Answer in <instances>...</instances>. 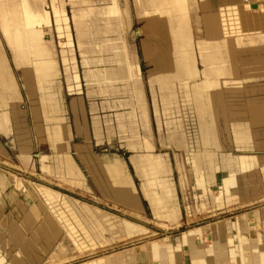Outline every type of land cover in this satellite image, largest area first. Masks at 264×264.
<instances>
[{
	"label": "bare ground",
	"instance_id": "obj_1",
	"mask_svg": "<svg viewBox=\"0 0 264 264\" xmlns=\"http://www.w3.org/2000/svg\"><path fill=\"white\" fill-rule=\"evenodd\" d=\"M48 1L47 0H0V29H2L1 31L3 32V36L0 34V37H2L5 42V44L4 43L2 44V41L0 39V85H3L5 83V79H6L5 77L8 75V73H11L10 75L11 81H12L11 91L13 92L14 95L10 99L12 101L9 103V105H12L13 101L19 100L20 98L19 88L21 89L22 87L24 90H26L27 95L29 96L30 104L32 105L31 112H32L34 121L35 120L37 121L38 119H42L44 121V124L46 125L45 133H46L48 142L50 144V147L56 152V157H57L56 163L55 161H53L55 163V166L54 165L51 166L45 163L46 162L45 158H41L42 156L40 157V155L42 154H38L41 159L40 163L42 167L44 168V170L47 172L54 171L62 177H66L69 179L72 178L74 181L79 183L81 182L80 180L81 176L75 172L74 165L72 164V161L70 160V157L68 155L69 154L68 148L70 147V146L68 147V142L71 138V135L69 133V128L67 126V123H64V121L66 120L64 119V116H62V112L64 108L62 109L61 107V101H62L60 97V94H61L60 81L61 80L60 81L58 80V77L60 74L58 71V65L55 61L56 52L52 46H50L47 43L41 42L43 40V37H42L43 32L42 33L39 32L42 26L44 30L49 29L50 27L45 28L46 26L44 25L49 24V22L53 21L54 18L55 20H58V22H62V23L66 22L67 19L65 18L63 14L64 8H63L62 0H48ZM135 1H136V5L138 9L140 10V13H141L140 15L144 17L147 20V22H149L147 26L146 25L142 26L139 29V32L144 33L147 36H151L152 42L154 43L152 44L153 48H155V46L161 45V48L164 49L166 53L165 56L167 60H162V61L156 60L154 62L155 67H152L150 69V73L148 76L149 78H147L149 79V84L151 86V91L154 96L153 97L154 101L157 102V100L159 99L163 106H167L171 104V102H179V101L187 102V97L185 96L186 91H192L194 95L192 101L194 102L195 106H197L196 118L199 121V127H200L201 141L199 144L201 145V151H199L198 153L193 151L190 155H188L189 156L188 159L190 160L192 166L194 167L193 170H195V174L197 176L198 189L202 192H205L206 194L208 192V186L210 185V183H216L218 187H216V189L214 190L212 189L209 190L210 193L215 192L216 194L214 195H219L218 197H214L215 206H219L222 203L228 204V203L236 202L237 201L236 199L238 197L237 198L232 197L230 194L229 199H226L224 192H223V187L224 185L228 184L229 179L227 180V179L222 178V175L219 171L220 163H219V159L217 158V153H216V151L218 152V150L223 149L222 144H220V142L218 141L219 139L218 135L219 133H222V132L220 129H218V125L216 123V120H217L216 113L217 112L214 109V111L216 112L214 113L213 106L211 105L209 106L208 104L209 102L208 98L210 96H207L208 95L207 93H209L211 89L215 87L216 88L219 87L220 85L219 83H221L220 82L221 80H222L223 85H225V87L229 90L236 87L237 82L235 78L233 77L234 75L235 76L238 75L241 70L240 68L241 66H239L240 62H239L237 50L240 49L241 47L244 48L245 45L238 46L237 40L235 38L225 36L224 30L222 28L223 20H229L230 18L235 20L236 19L235 16H238L239 17L238 23L241 26L246 27L248 30L250 28L251 29L253 28L262 29L261 24L263 23V21L259 17V13H260L259 6H263V5L259 3H255L254 1L250 0L251 2H249V7H250V10H252L254 13L250 11L251 15L248 17V16H245V14L248 12L245 11L246 13H244V8H240V6L242 2L248 3L249 0H242L240 5L235 7V9L233 8L232 10H230V14L228 15L223 14L225 13L224 11L229 12L228 8L224 7L225 5L229 3L227 0H224V2L223 0H135ZM43 2L46 4L41 5L40 3H43ZM77 2H79L77 4H86V5L88 3L87 0H78ZM107 9H108L107 11L108 13L114 14L117 11L116 1L115 3L112 2L111 4H109L107 6ZM76 10L74 8V12L77 14L80 13V16H77L76 18H73V19H74V22L78 26V24L81 25L85 12H84V8L78 9L77 11ZM113 14L111 16H113ZM193 21L194 23H196L195 25L196 28H199L201 24L205 31V37L196 42L197 49H198V54H197L198 59H197V55H195V48L193 44L194 43L193 32H192V26H194ZM60 30H62L64 34L67 36V40H70L68 36L69 28L68 27H65L62 29L60 28ZM262 36H263L261 38L262 43L260 42L261 43L260 46L264 48V35ZM84 37L85 36H83V38ZM140 40L142 41V39ZM62 42H66V41L62 40ZM108 46H111V45H108ZM118 46L116 47L118 48ZM156 48H159V47H156ZM109 50H112V49H109ZM151 52L148 49V53L151 54ZM9 54H10L11 60L14 63L15 69H19L18 70L20 72V79H18L19 83L16 79L14 70L12 69L10 64H8V59L6 56ZM66 54H64L65 64L69 68V73H70L72 72L71 67L73 63H72V59L68 58L69 55L67 57ZM260 54H264V52H261ZM116 55L118 54H115V56ZM148 56L149 55H147V58H149ZM249 57L247 56L246 59H249ZM70 61H71V67L68 66L70 65L68 64ZM112 72L113 71H111V74ZM131 77H135V76H131ZM228 79L231 80V82H229ZM157 91H159V93ZM256 100H259V99L252 100V102H255ZM13 104L15 106V103ZM18 105L20 106V104ZM260 106H264V101L262 104L258 106L257 105L246 106L242 110L240 109L241 113H238L237 112L238 110L233 109L232 114H231L233 130L235 126L234 123L236 121L234 119L235 116L240 115V116L245 117V119L243 120L245 121L244 123H246L247 125L245 124L243 126H240L239 129L234 130L235 132L234 135L235 136L242 135V134H246L250 132V134L252 135V139H251L252 145L255 146V148L257 149H260V151H253V152L247 151V152L255 154L256 156L258 154L259 156L264 154L261 152L262 150H264V148H262L264 146V143L257 141V138L258 136L261 135L260 132H262V130L260 131V130L253 129V126L255 124L257 125L259 124L258 121H260L261 124L264 123V119L263 120L258 119V117H260V111L261 110L264 111V107H260ZM211 118H214L213 120L214 122L212 121ZM4 122H5V118L0 116V127L1 128L6 127L4 126ZM231 129L232 127L229 128V131H228L229 136L231 133L230 132ZM127 131H128V128H127ZM120 142L122 143V141ZM261 143L263 145H261ZM127 144L128 143H126V147H127ZM236 144L238 146L240 145V143L238 142H236ZM48 146L49 145L47 144V147ZM100 147L102 148V146ZM38 148L40 149L41 147H38ZM221 155L223 154L221 153ZM239 156H240V153L239 155H237L236 159H240ZM257 158L258 157H252L253 162L255 163L258 162ZM24 159L26 160L27 157H24ZM131 160L135 167L136 173L138 174V177L140 178L141 192L144 198L147 200L149 206L151 207L152 213L154 217L157 219V223L165 227L179 226V222H180L179 221V211L177 207L178 205H176V201H175L174 185L169 176L170 175L169 172L171 171L169 169L168 161L165 159L164 155L160 153H152V152L146 153L145 152V154L134 157ZM263 161L264 159L262 160V162ZM120 165L121 164L119 160L117 159L106 162L104 165H102L104 168L102 170V172L104 171L103 172L104 175L102 177L103 180L96 177V181L100 186H102L101 192L104 196H107V198H110L113 202L123 203L126 207L130 209V210L128 209L129 211L138 214L137 211L139 212H142V211L135 210L136 208L139 209L141 206L139 205V201H138L137 194H136L137 192L132 182L130 181L129 177L127 176L128 174L126 175L121 172ZM8 184L13 185V188H12L13 191L7 194V197L11 200V198H13L12 195H15L16 190H18V188H23V185L26 183H24V181H19V179H17V177L14 174L0 172V186L3 187V190ZM28 184L31 189L33 188H36L37 190L41 189L39 185H33L32 183L31 184L28 183ZM261 196L263 195H260V197ZM52 200H55V199L50 196L47 199V201H52ZM239 201L242 203L246 202L244 200H239ZM241 206L243 207V205ZM36 208H37V211L42 210L39 204H37ZM81 208H82L81 210H84L85 213H87L86 214L88 218L87 220L90 223V226L88 224L85 226L77 216L76 217L78 219L75 221L80 222L82 224V225L79 224V229L82 234L81 235L82 240L86 239L87 241H90L92 246L97 245L93 241V238L102 237L105 233L104 231L111 232V234H113L115 237H118V236L131 237L129 236L130 234L127 233V229H128L127 226L131 224L129 223L127 224L126 221L125 223L113 222L106 214L96 213L82 206ZM197 208L198 210H206L207 204L201 203V205L197 206ZM37 211L36 213H34L35 215H37ZM262 213L264 215V208L262 209ZM28 214L29 213L26 214L28 220H26L25 223L20 222L21 226H17L15 223H13L14 229L6 228L5 225L1 227L4 232L6 231L8 232L10 240L13 241L14 245L18 246V248L12 255L10 262L8 261L7 263L5 262L4 256H2L0 253V264H5V263L6 264H52L53 263L51 261L43 262L42 259H43V253H46L45 244L49 245L51 243L52 236L58 230L56 221L52 218L50 214H43V217H40V219L35 222L34 220L35 218H33L32 215H28ZM139 216L140 215L138 214L137 217ZM244 221L245 220H242V221L239 220L237 225H235V227L233 226L234 228L228 225L227 231L224 229L223 222L222 221L219 222V225L217 226V229H216L217 232L216 230L215 232L218 233L219 235L222 249L226 250L228 247V243H227L228 239L225 240V238L228 237V232L230 230H234L237 233H241L243 231ZM247 225L249 226L250 231L251 229H254V227H251V223L247 222ZM76 228L72 226V231L68 228L69 230L68 232L73 237V239H74V235L75 236L78 235L76 234L77 233ZM26 230H30L29 235L28 234L26 235L25 233ZM254 230H257V228H255ZM88 231H89V234H88ZM213 232L210 234L209 237L208 236L206 237L208 241L209 239L212 240L214 236ZM243 234L245 233L243 232ZM234 239H237V238H234ZM239 240L240 241H239L238 246L240 249H242L243 248L242 246L246 244V240H247V243H249L248 239L245 240L243 238H240ZM74 241L75 243H78V240L74 239ZM191 242H192L191 237L188 234L185 235L184 238L182 239L177 238L176 243H172L169 240H167V238H163L162 241L159 243L154 244L153 241L148 242L146 247L144 248L145 250L144 254H141V255L136 254V256H134L133 252L126 253L125 251L122 253L114 254V256L111 258H107L109 257L107 256L102 259H98L94 263L95 264H178V260L181 259V251H182L183 244H186L187 250H188L187 251V254H188L187 263L188 264H204L203 256L200 255V253H193V254L191 253L193 252L192 248L194 247ZM79 244L83 245V241H81ZM99 244H103V243L99 242ZM95 251H98V250H95ZM252 251H255L257 253V255H254L253 257V261H254L253 263H256L257 262L256 259H257L262 264L264 262V235H262L259 231H258L257 248L252 249ZM37 254L38 256H36ZM47 255H46V258H47ZM53 256L55 257V255ZM226 256L227 255H224L225 260H227ZM226 262H228V260ZM80 264H90V262H83Z\"/></svg>",
	"mask_w": 264,
	"mask_h": 264
},
{
	"label": "rangeland",
	"instance_id": "obj_2",
	"mask_svg": "<svg viewBox=\"0 0 264 264\" xmlns=\"http://www.w3.org/2000/svg\"><path fill=\"white\" fill-rule=\"evenodd\" d=\"M77 1L78 0H65V1L62 0L63 8H64L63 14L65 18L67 19V21L62 23V22H58V20H55L54 18L53 21L49 22L50 25L49 24L44 25L46 26L45 28L50 27L49 29L44 30L42 26L39 31L41 33L43 32L42 33L43 40L41 42L47 43L54 48L56 52V56H55L56 63H57V56H59V54L61 55L62 62L60 63V68H61L62 73H61V76L59 77L60 79L58 80L59 81L61 80L60 85L63 87L61 88V94H60V97L62 100L61 107L62 109L64 108L62 112V116H64V119L66 120L64 121V123H67L68 127H69V124H68L69 119H68L67 102L69 100V97H71V95H69V93L67 92V88H68V91H76V90H79L80 88L79 76L77 74L75 59L73 56V48H72L73 40L71 36V4L73 5V4L79 3ZM87 1L89 3V0ZM227 1L229 3L225 5L224 7H227L229 12L224 11L225 13H223L227 15L230 14V10H232L233 8L235 9V7L239 6L240 3L242 2V0H227ZM252 1L263 5V6H259L260 13L258 12L259 17L263 21V23L261 24L262 29H258V28L251 29L250 28L248 30L246 27H243L238 23L239 22L238 16H235L236 17L235 20L231 18L229 20H223V27H222L224 30L225 36L235 38L237 40L238 46H241V45H245V47L247 46L246 48L241 47L240 49L237 50L239 62H240L239 66H241L240 67L241 70L239 74L242 73L246 75L256 74L258 72H261L262 68H264V60H263L264 57H261L262 55L261 56L258 55V52L260 53L264 52V48L260 46L262 43L261 42V38L263 37L262 35H264L263 34L264 33V3H263L264 0H252ZM112 2L115 3V0L114 1L112 0ZM249 2L251 1L249 0L248 3L242 2L240 6V8H244V13L248 12L245 14V16H248V17L251 15L250 11L254 13L252 10H250ZM40 4L45 5L46 3L43 2ZM77 16H80V13L77 14L73 12V18H76ZM193 24H195L194 21H193ZM65 27L69 28L68 36L70 40H67V36L64 34L62 30H60V28L62 29ZM1 30L2 29H0V34L3 36V32ZM0 39L2 41V44L3 43L5 44L4 39L2 37H0ZM62 40L66 42H62ZM64 54H66L67 57L69 55L68 58L72 59V63H73L71 67L72 72L70 73H69V68L65 64ZM247 56L248 57L250 56L249 59H246ZM253 56H256V57L252 58ZM6 57L8 59V64H10V66L13 67L16 79L19 83V80H18L20 79L19 77L20 72L18 71L19 69H15L14 64H12L10 54L7 55ZM154 65H155L154 62L148 63V69L155 67ZM58 71H59V68H58ZM10 75L11 73H8V77L5 79V83L3 85H0V116L5 118L4 126H6L5 128L0 127V172L14 174L17 177V179H19V181H24V183L26 184L23 185V188H18V190H16L15 195H12L13 198H11V200L7 197V194L13 191L12 190L13 185L12 184L6 185L4 190H3V187L0 186V192H1L0 193V204L2 203L0 205V253L2 256H4L6 263L8 261L10 262V259L12 255L14 254V252L17 250L18 246L14 245V242L10 240L8 232L7 231L4 232L1 227L5 225L6 228L14 229L13 223H15L17 226H21L20 222L25 223L26 220H28L27 215H26L27 213H29L28 215H32V217L35 218L34 219L35 222L39 220L40 217H43V214H50L52 218L56 221L58 230L52 236L51 243L49 245L45 244L46 253H43V259H42L43 262L51 261L53 262L52 264H55V263L56 264H80L83 262H90V261L102 259L107 256H113L114 254L125 252L124 250H126V253H131V252H134V250H136V254L141 255V254H144L145 252L144 247H146L147 243L150 241H153V243L155 244V243L161 242L163 238H167V240H169L170 242H176V239L181 235L182 236L180 238L182 239L184 238L185 235L193 232L196 238V235L198 233H203L201 231V228L199 227L190 228L191 226H202L204 230H207L209 228L208 232L206 233L207 235V234H210L209 230L214 229L215 226H217L219 222L221 221L223 222L224 229L227 231L228 225L234 228L235 225H237L239 220L240 221L248 220V222L251 223V227H254V229L257 228V230L262 235H264V215L262 213V209L264 208V199H263L264 194L263 196L260 197L259 193H254L253 196H256L255 199L253 198L250 201L248 200L249 202L243 203V204L242 203L232 204L233 206L231 205L230 207L223 206L225 205V203H222L221 205L218 206V209L216 211H215L216 209L215 207L212 210L209 207L210 208L209 212L205 211L203 218H201V220H199L198 222L194 221L190 224H187L185 222V223L180 224L177 227L176 226L165 227L157 223V221H155L152 218L150 211H149L148 203L143 198L140 192L141 190L140 180L133 173L131 166L129 164H128V168L130 169L131 176L133 177L136 191L137 193H139V198L145 209V213L143 214V216H139V217H137L138 214L129 211L128 208L123 207L120 203L113 202L110 198H107V196L102 195L101 192L94 187V183L92 181V177L90 173L85 172V168L83 167L82 163L76 157H74V159L77 165L79 166L81 173L79 169L77 168L76 164L74 163V161H73V164H74L75 172L81 176V179H80L81 182L79 183L74 181L72 178H70L71 179L70 180L69 178L62 177L54 171H53L54 173L45 171L40 163V160H41L40 157L42 156L41 158H45L46 164L55 166L56 152L50 147V144L48 142V139L45 133L46 125L44 124V121L42 119H38L37 121L36 120L34 121L33 119L32 112H31L32 105L30 104L29 96L27 95L26 90H24L22 87L21 89L19 88V95H20L19 100L13 101L12 105H9V103L12 101L10 99L14 95L13 92L11 91L12 81H11ZM248 77H251V79H248L244 83V87L246 86L249 88V90L251 91L249 93H246V94L243 93L242 95L235 94V93L234 94L227 93L229 89H227L225 85H223L222 80H221L220 81L221 83H219L220 84L219 87L217 88L215 87L211 89V91L207 93L208 95L207 94L206 95L210 96L208 98L210 102V103L208 102L209 106L210 105L213 106L214 113L217 112L216 113L217 114L216 123L218 125V129H220L221 132L225 134L228 142L230 144H234L239 151L235 155L228 153V162L232 161L235 157H237L239 153H240V156H239L240 159L250 157V156L258 157L257 158L259 161L258 166L257 164L254 163L252 164V167L250 169L245 170V172L243 173V174H248V173L250 174L248 179L252 183L256 178H259L260 181L264 179V161L262 162V160L264 159V154H262L261 156H259L258 154L256 156L255 154L249 153L253 151H260V149L255 148V146L253 145H239L238 146L235 142L234 130L239 129L240 126H243L246 124L244 123L245 121L243 120L245 119V117L240 116V115L235 116L234 119L236 121L234 123L235 124L234 130H233L232 121H231V114H232L233 109L238 110L237 112L241 113V110L245 108L246 106H255V105L258 106L262 104L264 101V99L262 100L259 99V100H256L255 102L248 101L246 105L243 107H240V108L232 107L233 103L235 105H239L240 102L242 103L241 99L245 98L244 95L246 96L247 99H254L256 97H260V98L264 97V77H262L261 75L260 77H254L252 75H249ZM229 82H231V80H229ZM66 83L68 86H66ZM230 90H233V88ZM234 90H237V89H234ZM157 92L159 93V91ZM185 96L187 97V102H182V101L171 102V104L167 106H163L159 99L157 100V102H155L154 99L152 100L153 101L152 106L154 108L153 120L156 126L155 134H156L157 141L161 140V142H159L160 144L158 146L157 152H164L168 150V149H165L162 143L164 136L167 135V132H166V128H167L166 122L167 121L172 131L173 138H177V140H179L180 121L182 120L184 122L183 128L184 129L186 128V130L188 131L187 134H188L189 146L195 145V138H194L195 137V117L197 115V106H195L194 102L192 101L193 96H194L192 91H186ZM152 97H154L153 94H152ZM13 103H15L16 107L14 106ZM18 104H20V106ZM180 105H188V109L181 110ZM260 107H264V106H260ZM214 109L216 112L214 111ZM211 119L212 121L214 120V118H211ZM258 119L259 120L264 119V111L262 110L260 111V117H258ZM20 123L23 126H21ZM258 123H259L258 125L255 124L253 126V129L260 130V131L263 130L264 123L261 124L260 121H258ZM231 127L232 129L230 131L231 133L229 136L228 131H229V128ZM26 136L29 138H27ZM46 143L49 145L48 147ZM220 144H224V146H226V143H220ZM261 145L263 144L261 143ZM38 147H41V148L39 149ZM68 147H69L68 153L71 156V138L68 142ZM106 150L107 149L105 148L104 149L98 148L96 152L103 153ZM192 152L193 151H191V153ZM175 153L176 155L178 154L177 156H179L178 150H176ZM38 154H42V155H40L39 157ZM170 154L172 157V163L175 169H177V170H174V173L173 175H171V178H172V181L178 185L179 169L177 165L181 160L185 161V159L183 158L181 159L180 156L176 158L172 151H170ZM24 157H27V159L25 160ZM125 159L127 160V157ZM53 161H55V163ZM188 161L190 162L189 159ZM28 183L30 184L32 183L33 185H39L41 189H38V190L36 188L31 189ZM196 187L198 189L197 176H196ZM198 193L202 197H204L205 195V192H202L199 189H198ZM49 196L53 197L55 200L47 201ZM218 196L219 195H215L214 197H218ZM179 198L181 201L182 198L180 195H179ZM37 204H39L42 210L37 211V208H36ZM241 205H243V207ZM81 206L86 207L87 209H90L96 213L106 214L113 222H125L126 221L127 224L128 223L134 224V225L138 224L140 227H143L145 231L141 233H137L133 237H125V236L115 237L113 234H111V232L104 231L105 233L102 237L93 238V241L97 245L92 246L90 241H87L86 239L82 240V237H81L82 234L79 229V224L81 223L75 221L79 218L85 226L87 224L90 226V223L87 220L88 219L86 215L87 213H85L84 210H81L82 209ZM213 210L214 212H211ZM36 211H37V215L34 214L36 213ZM246 225L247 223L244 224L243 230H247L248 227ZM67 226L71 231H72V226L74 228L77 227L76 234L78 235L77 236L74 235V239L78 240V243H75L73 237L68 232L69 230ZM29 231L30 230L25 231L26 235L27 234L29 235L30 233ZM182 231H184L183 234H182ZM188 231L190 232L187 233ZM88 234H89V231H88ZM255 234H256V231L251 232V238L249 239L250 244L247 243V240H246V244L242 246L245 249L244 252L246 254L251 253L253 257L254 255H257V253L255 251H252V249H256L258 245V237H255L256 236ZM81 241H83V245L79 244ZM99 242H102L103 244H99ZM11 247L12 249L13 248L14 249L12 250ZM95 250H98V251H95ZM72 252L74 253V255ZM46 255H47V258H46ZM53 255H55V257ZM36 256H38V254ZM256 261L257 262L253 264H261V262H259L257 259ZM230 264H233V263L231 262ZM241 264H250V263L244 260L242 261Z\"/></svg>",
	"mask_w": 264,
	"mask_h": 264
},
{
	"label": "crops",
	"instance_id": "obj_3",
	"mask_svg": "<svg viewBox=\"0 0 264 264\" xmlns=\"http://www.w3.org/2000/svg\"><path fill=\"white\" fill-rule=\"evenodd\" d=\"M115 1L117 4V9H116L117 11L114 14L112 13L113 16H111L112 14L107 12L108 11L107 6L112 3V0H89V3H87V5L86 4H73V5L71 4V36L73 40L72 48H73V56L75 59L77 74L79 76L80 88L79 90H76V91H68V88H67V92L69 93V95H71V97H69V100L67 102L68 119H69L68 124L71 129V131L69 129V133L71 135V156L69 154L68 155L70 157V160L72 161V164L74 161L78 169H79V166L77 165L74 157H76L82 163L83 167L85 168V172H88L91 174L94 187L101 192L102 186H100L97 183L96 177L102 179L104 175L103 173L104 171L102 172V170L104 169L102 165H104L106 162L111 161V160L113 161L115 159L119 160L121 164L120 165L121 172L126 175L128 174L127 176L129 177L130 181L132 182L135 188L133 177L131 176V172H130V169L128 168V164L131 166V169L133 173L137 176V178L139 180L140 178L138 177L136 173L135 167L131 159L139 155L145 154V152L163 154L165 159L168 161L169 169L171 171L169 172L170 174L169 176L171 178V175H173L174 170H177L175 169L172 163V157L170 154V151H172L176 158L180 156L181 159L182 158L185 159V161L181 160L177 165L179 169L178 185L172 181L174 185V190H175V201H176V204L178 205L177 207L179 211V221H180L179 225L185 222L187 224H190L194 221L198 222L199 220H201V218H203L205 211L209 212V209L211 208L212 210L214 207L216 208L215 211L218 209V206L214 205L215 204L214 194L216 193L215 192L210 193L209 191L211 189L212 190L216 189V187H218L217 184L210 183V185L208 186V192L205 194V196L204 197L200 196L198 193V189L196 187V174H195V171L193 170L194 167L192 166L191 162L188 161V157H189L188 155L191 154V151H194L197 153L201 151V145L199 144L201 141L199 121L195 117V137H194L195 145H190V146L188 144L189 141H188L187 130L186 128L185 129L183 128L184 122L182 120L180 121L179 140H177V138H173L172 131L167 121L166 122L167 135L164 136L162 143L165 149H168V150L164 152H157L159 142H161V140L157 141L156 134H155L156 126L153 120L154 108L152 106L153 97H152L151 86L149 84V79H147L149 78L148 76H149L150 69H151V68L148 69V63L155 62L156 60H159V61L167 60L165 56L166 53H165V50L161 48V45L155 46V48H153L152 44L154 43L152 42L151 36H147L146 34L139 32V29L144 25L147 26L149 22H147V20L140 15L141 13L136 5V1L135 0H119L120 2L118 0H115ZM74 8L75 10L84 8V12H85L81 25L78 24V26L74 22V19H73ZM195 25L196 23L194 24V26H192V32H193V40H194L193 44L195 48V55H197L198 49H197L196 42L205 37V31L201 24L199 28H196ZM199 30L201 32H199ZM83 36L85 37L83 38ZM140 39H142V41ZM108 45H111V46H108ZM116 46H118V48ZM156 47H159V48H156ZM109 49H112V50H109ZM148 49L150 50V52L152 51L151 54L148 53ZM115 54H118V55L115 56ZM147 55H149L148 56L149 58H147ZM258 55L259 56L262 55L261 57H264V54H260V52H258ZM254 57L256 56H253L252 58ZM197 59H198V55H197ZM60 60H61V55L59 54V56H57V63H58L59 73L61 75L62 72L60 68V63L62 62V60L61 61ZM12 64H14L13 61H12ZM68 64H70L68 66L71 67V61ZM111 71H113L112 72L113 75L111 74ZM249 75H252L254 77H260L261 75L262 77H264V68H262L261 72H258L256 74L246 75V74L241 73L236 76L234 75L233 78H235L237 82L236 88H233V90H228L227 93H232V94L235 93V94L242 95L243 93L246 94V93L251 92L248 87L246 86L244 87V83L248 79H251V77H248ZM131 76H135V77H131ZM7 77L8 75L5 78ZM123 79L125 80V82ZM66 86H67V83H66ZM61 88L63 87L61 86ZM234 89H237V90L234 91ZM244 97H245L244 99H241L242 103L240 102L239 105H235L232 102L233 103L232 107L240 108V107L245 106L248 101H252L255 99H261V100L264 99V97H261V98L256 97L254 99H247L245 95ZM61 105H62V102H61ZM180 108L181 110L182 109L187 110L188 105H180ZM127 128H128V131H127ZM260 134L261 135L258 136L257 141L264 143V130H262ZM218 136H219L218 141L220 143H226V146L222 144L223 149L218 150V152L216 151L217 158L219 159V163H220L219 171L222 175V178L227 179V180L229 179L228 184L224 185L223 187V192H224L226 199H229L230 194L232 197H236V198L238 197L236 199L237 200L236 202L228 203L223 206L230 207V205L232 204H241L242 202H240L239 200H244L246 201L244 203H247L248 200H251L253 198L255 199L256 196H253L254 193H259L260 195H263L264 194V179L260 181L259 178H256L251 183L248 179L250 174L249 173L243 174L245 170L250 169L252 167V164L255 163L253 162L252 157H246L243 159H236L235 157L232 161L228 162V153L235 155L239 151L234 144H230L228 142L225 134L219 133ZM251 139H252V135L250 134V132L235 136L236 142L240 143V145H252ZM120 141H122V143ZM125 142L128 143L127 147H126ZM100 146H102L103 149L105 148L107 150L103 153H97L96 151L98 148H101ZM176 150L179 151V156H177L178 154L176 155L175 153ZM263 151L264 150H262L261 152L264 153ZM221 153L223 155H221ZM126 157H127V160L125 159ZM258 163L259 161L256 162L255 164H257L258 166ZM136 194H137V198L139 201V205H141L140 206L141 209L136 208L135 210L142 211V212H139V211L137 212L140 216H143V214L145 213V209L139 198V193H136ZM179 195L182 198L181 201H180ZM201 203L207 204L206 210H198L197 205H200ZM120 204L126 207L123 203H120ZM148 207H149V211H150L152 218L155 221H157V219H155L152 214L149 204H148ZM211 212H214V210ZM246 221L248 222V220ZM246 221L243 223V227H244V224L247 223ZM120 223H125V222H120ZM217 226H215L214 229L209 230L210 234L214 231L213 235L215 236V237L213 236L212 240L209 239V241L206 238L207 236L208 237L210 236V234L206 235L209 228L207 230H204L202 226H191L190 227V228L199 227L201 228V231L203 232V233H198L196 235V238L193 232L192 233H189L190 231L187 232L189 233L188 235H190L191 237V241H192L191 243L194 246L192 248L193 252L191 253L192 254L200 253V255L203 256L204 264H230L231 262L233 264H241L242 261L244 260L248 261V263L250 264H253L254 262L253 255H251V253L246 254L244 252L245 249L244 248L240 249L238 245H239L240 238L249 240L251 238V232L253 231L254 232L256 231L255 237H258V230L251 229L250 231V228L248 225H247L248 227L247 230H243L241 233H237L234 230H230L228 232V237L225 238V240L228 239V242H227L228 247L226 250H224L222 249L219 235L218 233H216ZM127 228H128L127 233H129L130 234L129 236L131 237L135 236V234L137 233H141L145 231L143 227H140L138 224L137 225L131 224L127 226ZM183 232L184 231H182V234ZM243 232L245 234H243ZM243 235L246 237H244ZM181 236H179L178 238H180ZM234 238H237L236 241ZM172 243H176V242H172ZM187 251L188 250H187L186 244H183L182 252H181V259L178 260V264H188L187 263L188 262ZM133 253H134V256H136V250ZM224 255H227L226 258L228 262H226L227 260H225ZM113 256H109L107 258H111ZM95 261H90V264H95L94 263ZM262 264H264V262Z\"/></svg>",
	"mask_w": 264,
	"mask_h": 264
}]
</instances>
